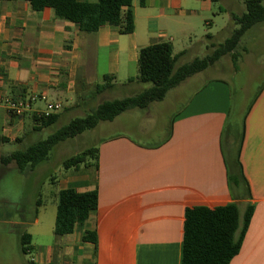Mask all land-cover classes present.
Returning <instances> with one entry per match:
<instances>
[{
    "label": "crops",
    "instance_id": "obj_1",
    "mask_svg": "<svg viewBox=\"0 0 264 264\" xmlns=\"http://www.w3.org/2000/svg\"><path fill=\"white\" fill-rule=\"evenodd\" d=\"M132 2L135 32L123 35L115 24L95 34L83 33L53 9L35 12L26 0H0V95L5 102L41 98L23 117L13 116L5 102L0 105V147L30 144L42 132L34 116L44 114L48 102L61 103L62 110L71 112L86 88L101 94L96 87L107 75L115 77L112 90L133 92L126 97L150 88L137 80L140 50L173 30L192 29L203 13L211 12L213 1L145 0L144 6L141 0ZM206 23L212 24L209 19ZM171 40L175 52L176 37ZM183 52L187 50L174 55ZM250 54L244 48L239 70L232 66V72L263 71L264 65H254ZM206 71L171 90L164 101L108 122L120 130L99 140L98 169L81 166L67 170L61 179L51 177L50 193L58 200L53 213L38 200V190L46 185L40 166L22 172L15 163H0V179L12 178L36 194L28 205L0 201V257L11 256L12 248L24 254L23 236L29 235L27 248L33 259L27 264H181L186 209L235 202L241 230L249 208L252 218L231 264H264V84L248 110L240 111L241 133H232L235 172L239 174L241 165L244 179L239 188L231 189L224 136L234 107L233 89L222 77L204 78ZM66 98H71L70 104ZM61 115L56 124L67 114ZM10 154L0 152V159ZM69 188L80 193L97 190L99 206L73 234L57 236L59 194ZM87 233L96 234V243L84 240ZM16 252L10 260L0 258V264H19Z\"/></svg>",
    "mask_w": 264,
    "mask_h": 264
},
{
    "label": "trees",
    "instance_id": "obj_2",
    "mask_svg": "<svg viewBox=\"0 0 264 264\" xmlns=\"http://www.w3.org/2000/svg\"><path fill=\"white\" fill-rule=\"evenodd\" d=\"M35 12L53 9L57 17L79 25L81 32L95 34L107 24L120 25V32L129 35L135 32V15L132 0H98L96 3L79 0H26ZM217 2L218 0H212ZM247 12L241 16L234 15L233 20L239 26L225 42L212 44L213 52L204 58L176 68L178 58L173 44L168 41L155 42L140 50L138 81L151 84V87L134 95L121 99L105 101L85 117L72 119L69 123L53 132L45 140L30 145L27 149L17 150L2 157L0 163H15L22 172L33 170L49 161L53 150L63 142L77 138L87 131L96 129L101 122H112L121 114L132 109H147L151 104L162 102L169 92L187 79L206 71L225 56L231 55L235 71L239 70L242 53L238 51L242 39L248 31L264 23V0H244ZM144 6L145 0H141ZM208 39H212L208 35ZM133 80H130L132 82ZM115 86V77L107 75L102 84L97 85L96 92L103 93ZM62 117L59 113L35 115L38 131L54 126ZM99 149L92 147L64 161L66 170L81 166L99 168ZM239 174L229 170L231 189L239 188L244 179L239 166ZM247 183V182H246ZM39 205L41 202H38ZM99 206L97 190L80 193L69 188L59 194V204L55 225L57 236L71 235L77 225L84 224ZM252 218L249 208L241 230V214L237 203L210 208L198 206L187 208L184 223L183 256L181 264H231L240 253L245 234ZM239 230H241L239 234ZM23 236V253L28 254L27 240ZM85 241L96 243V234L87 233ZM31 264H35L32 262Z\"/></svg>",
    "mask_w": 264,
    "mask_h": 264
},
{
    "label": "rangeland",
    "instance_id": "obj_3",
    "mask_svg": "<svg viewBox=\"0 0 264 264\" xmlns=\"http://www.w3.org/2000/svg\"><path fill=\"white\" fill-rule=\"evenodd\" d=\"M211 12L203 13L198 19L196 25L189 31L178 32L173 30L174 34H170L166 38H161L160 41L173 42L172 37H176L175 54H179L180 51L187 50L186 54L180 56L177 61L176 67L188 64L196 58H204L213 52L211 45L223 43L228 39L233 32L239 28V26L233 20L232 15L241 16L247 12L244 0H220L218 2H210ZM213 12V13H212ZM231 14V15H230ZM209 19L212 24L208 25L206 20ZM263 24V23H262ZM264 25H258L252 28L242 39L238 48L240 53H243V49L246 48L250 51V59L254 65H264ZM173 27V26H171ZM263 28V31H260ZM208 35L216 36V39L209 40ZM242 57V56H241ZM241 61V60H240ZM209 71L204 73V78L208 77H222L231 85L234 94V107L231 117L229 119L228 128L224 136V146L226 151V157L231 170H236V149L237 146L233 144L232 133H241V116L240 111L243 109L248 110L255 97L259 93L261 87L264 84V70L249 71L244 69L238 73L232 72V66L234 69V63L231 55L225 56ZM216 68V69H215ZM223 68V69H220ZM202 76V77H203ZM201 77V78H202ZM117 83H122L117 80ZM137 88L136 91H139ZM133 93L132 91L122 90L117 88L115 90H108L101 94L95 93V88H86L81 92L79 98V106L75 107L71 112H65L64 109L59 114L64 115L67 119H74L78 117H85L91 114L99 105L105 101L121 99ZM76 99V97H74ZM66 104L71 103V98H66ZM66 118L62 119L61 124L58 123L50 129L37 133V137L30 143L20 146L17 143H6L0 147V152L9 154L20 149H26L31 144L37 143L41 140H45L56 130L69 123L70 120ZM120 130V127L110 128V123L101 122L99 126L91 131L84 133L86 136L82 141H66L58 145L50 155L49 161L40 165L42 170L41 179L46 184L43 189H39L38 200L44 203L47 207L48 213H53L57 199L51 195V188H53L51 177L54 179H61L67 172L64 168V161L68 158L83 152L84 150L92 147H97L99 140L109 135H112ZM165 132V130H164ZM160 131L156 132V138H159ZM159 140V139H158ZM157 140V141H158ZM56 190V188H54ZM35 192L30 188H23L15 183V181L6 177L0 179V201H13L20 200L27 203L35 200ZM39 205V203H38ZM40 206V205H39ZM16 252L15 249H11V256H1V259L10 260L14 258L12 253ZM19 254V253H18ZM16 252V259H20L19 264H27L33 259V255L19 254ZM19 258H18V257Z\"/></svg>",
    "mask_w": 264,
    "mask_h": 264
},
{
    "label": "built area",
    "instance_id": "obj_4",
    "mask_svg": "<svg viewBox=\"0 0 264 264\" xmlns=\"http://www.w3.org/2000/svg\"><path fill=\"white\" fill-rule=\"evenodd\" d=\"M3 96L0 95V105L3 104ZM38 99H41L37 95H33L29 97L27 100L23 99H16V100H6V105L8 110L13 116L16 117H23L25 113L29 110H31L32 104L35 103ZM42 100H46V97H42ZM47 109L46 112L44 113L45 115H50L54 113H58L62 110V104L61 103H53V102H48L47 103Z\"/></svg>",
    "mask_w": 264,
    "mask_h": 264
}]
</instances>
